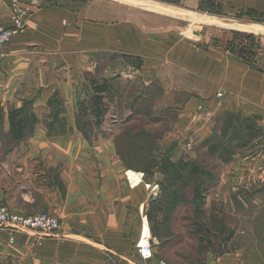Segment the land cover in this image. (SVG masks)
<instances>
[{
  "label": "crops",
  "instance_id": "crops-1",
  "mask_svg": "<svg viewBox=\"0 0 264 264\" xmlns=\"http://www.w3.org/2000/svg\"><path fill=\"white\" fill-rule=\"evenodd\" d=\"M14 2L31 12L23 18L24 31L5 48L0 71V205L24 216L48 214L61 228L51 237L0 228V264H264V56L248 61L231 43L237 30L264 37V1L0 0V26L9 24ZM153 8L196 17L206 13L227 32L205 50L172 27L158 30L156 23H146L157 16L171 23L172 14ZM118 12L122 15L114 18ZM110 57L118 64L140 63L129 69L132 76L118 79L136 94L131 102L148 98V103L170 104L173 128L159 140H165V148L186 142L168 151L173 163L205 137L209 117L216 114V136L227 114L256 118L259 134L234 156L228 178L232 188L248 190L229 198L245 208L244 215L233 212L244 221L242 232L213 246L189 234L173 222L180 217L173 216L171 196H150L141 181L147 169L130 160L140 154L117 143L124 135L106 129L112 127L103 126L108 122L96 138L77 130L78 103H93L89 81L101 76L113 83L106 72ZM161 75L168 79L155 78ZM54 95L64 103L60 117L67 132L60 136H48L42 124ZM26 103L40 124L27 141L14 143L7 113ZM170 200L166 221L158 225ZM255 221H262L261 231ZM141 243L150 245L151 261L137 255Z\"/></svg>",
  "mask_w": 264,
  "mask_h": 264
},
{
  "label": "rangeland",
  "instance_id": "rangeland-1",
  "mask_svg": "<svg viewBox=\"0 0 264 264\" xmlns=\"http://www.w3.org/2000/svg\"><path fill=\"white\" fill-rule=\"evenodd\" d=\"M117 1L129 4L134 2V0ZM173 11L176 14L170 15L171 18H168L172 24L161 23L159 16H157L155 22L151 18L147 19L146 23L150 25H155L156 23L158 30L164 27L166 29L172 27L171 30L180 33L183 37L200 41L202 45L204 44L205 50L210 47L212 42L216 43V36L222 37L227 32V27H223L220 23H217L212 15L200 13L197 14L199 17H196V15H191L184 11ZM127 14L128 12L123 13V15ZM121 15L118 12L116 16L115 13L114 18H118ZM208 21L213 22L207 23ZM231 37V43L234 45L236 53L243 59L253 61L257 55L262 54L264 56V37H252L248 32L239 30H237L234 36L231 35ZM250 42L254 45L250 44ZM139 64L134 59H126L124 62L118 64L115 58L110 57L106 72L111 77L110 80L113 83L112 85L109 84L111 90L105 93V97H101V99L104 98L101 103L106 106L107 113L103 117L102 123L96 125L92 103H87L85 117L80 114V121L83 123V133L86 137L96 138L101 134L99 130L100 126L103 122H108V124L106 123L103 126L105 128L106 125L112 127L106 129L112 132L118 130L120 135H124V138L119 137L117 143L127 152L135 150L140 154L139 156H130V160L135 161L141 168L147 169L146 172L141 173V181L148 187L150 196H171L172 206L174 208L171 211H176L173 216L176 217L178 215L180 217V219L173 222L178 227L188 230L189 234H198L199 239L204 240L209 246H213L216 245L217 241L226 240L229 234H233L238 230L242 232L244 221L238 220L233 212L236 211L244 215L245 208L243 205L230 203L229 198L236 194L241 195V192H248V190L244 188H232L229 186L228 178L231 174L229 173L231 166L236 163L234 156L238 153L241 154V150L245 147L243 144L249 140L248 138H243L246 135L244 126H241L240 132H237V135H240L241 139L233 135V129L229 130L225 136L220 134V129V133H217L216 136L215 112V115L211 118L209 117L205 122V137L203 136L200 139L194 140L191 143V148L188 149V154L180 150L182 152L181 159L183 158V160L193 162L197 165L202 175H199L196 179L185 185L172 183L169 181L170 178L166 172L167 168H164L168 163V158H172V155L170 156V152L168 151H171L174 147L179 148L186 142H178V144H174L172 147L168 146L165 148V140H159V138L166 137L169 134V130L173 128L175 119L171 110L172 108L169 107L170 104L148 103V98H144L145 103H133L131 101L134 100L136 94L131 88H128L126 82L122 84L118 80L128 75L132 76V72L129 69L138 68L140 66ZM155 78L165 82V78L167 77L161 75ZM89 82L97 85H103L105 83L101 76H94L93 80ZM168 82L170 83L169 80ZM112 86H116V89H112ZM213 92L212 98L216 99L215 88ZM158 94L162 95V92H158ZM60 101L62 100L60 99ZM225 137L226 139H231L229 143L231 147L229 155H224L223 148L221 149L220 147L219 151L210 152L208 147L210 145L216 146V144L218 146L219 142L222 145ZM207 139H211L212 143H205ZM252 142V140L248 141V145ZM153 150H155V154L151 156ZM161 150L162 154H160ZM170 204L171 200L167 207L164 206L163 217L160 215L159 219L156 220L158 225H162L166 221L165 215L170 210L168 207ZM256 223V231H261L263 229L261 225L262 221H255L254 224L256 225ZM147 241L149 242V239Z\"/></svg>",
  "mask_w": 264,
  "mask_h": 264
},
{
  "label": "trees",
  "instance_id": "trees-1",
  "mask_svg": "<svg viewBox=\"0 0 264 264\" xmlns=\"http://www.w3.org/2000/svg\"><path fill=\"white\" fill-rule=\"evenodd\" d=\"M94 96L92 98V106L94 110V118L96 125H100L103 121V117L107 113L106 106L101 103V94L103 92H109L111 87L107 82L103 85L91 84ZM104 86V87H103ZM57 95H54L48 103L50 109V115L46 121H43V125L47 130L48 136H60L64 135L67 132L63 119L60 117L64 113V103L60 101ZM87 112L86 103H78V110L76 115V128L79 130L83 136L82 125L80 121V114L85 117ZM256 118L254 117H244L240 113L237 114H227L224 117L223 124L221 127L222 136L228 134L229 130L233 129V135L241 139L240 135H237V132H240L241 126H244L246 131V137L248 141H251L257 134L259 130L255 125ZM7 122H8V133L11 138V141L14 143H21L27 141L33 134L36 126L40 124V121L31 111L30 105L26 103L21 109H10L7 113ZM86 137V136H85ZM242 138V139H243ZM231 139L226 137L221 145L214 146L210 145L208 148L210 152L219 151V147L223 148L224 155H229V150L231 149L229 143ZM248 141L243 145L247 146ZM205 143H212L211 139H207ZM163 168V167H162ZM164 168H167V173L172 183H180L185 185L196 179L199 175H202V172L199 170L197 165L193 162L185 161L183 159L178 160L177 162H171L168 159V163ZM163 170V169H162Z\"/></svg>",
  "mask_w": 264,
  "mask_h": 264
},
{
  "label": "built area",
  "instance_id": "built-area-1",
  "mask_svg": "<svg viewBox=\"0 0 264 264\" xmlns=\"http://www.w3.org/2000/svg\"><path fill=\"white\" fill-rule=\"evenodd\" d=\"M264 1V0H262ZM35 7L36 5H32ZM11 19L8 25L0 26V71L2 69V61L4 50L10 44L13 37L21 34L24 29L23 18L31 12V7H20L17 3H12ZM221 98L222 94H217ZM0 228L9 232H28L38 231L45 237L56 235L61 228L59 219L40 213L32 216L19 215L12 212L8 207L0 205ZM137 255L142 261H151L153 253L148 243L140 244L137 247ZM156 264H168L158 261Z\"/></svg>",
  "mask_w": 264,
  "mask_h": 264
},
{
  "label": "bare ground",
  "instance_id": "bare-ground-1",
  "mask_svg": "<svg viewBox=\"0 0 264 264\" xmlns=\"http://www.w3.org/2000/svg\"><path fill=\"white\" fill-rule=\"evenodd\" d=\"M154 10H156V11H160V12H163V13H166V14H176V12H173V11H170V10H164V9H158V8H153ZM180 15V14H179ZM178 15V16H179ZM187 15V14H186ZM185 15V16H186ZM203 21V20H202ZM210 22H213V21H208L207 23H210ZM218 23V22H217ZM203 24H204V21H203ZM213 24V23H212ZM215 26H217V25H215ZM144 234H145V232H144ZM147 240H145V242H146ZM142 242V241H141ZM141 244H146V243H141Z\"/></svg>",
  "mask_w": 264,
  "mask_h": 264
}]
</instances>
